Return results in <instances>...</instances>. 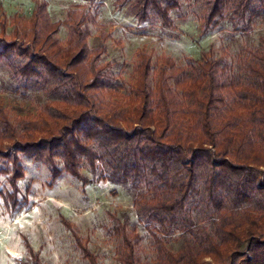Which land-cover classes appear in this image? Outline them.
<instances>
[{
	"label": "trees",
	"instance_id": "1",
	"mask_svg": "<svg viewBox=\"0 0 264 264\" xmlns=\"http://www.w3.org/2000/svg\"><path fill=\"white\" fill-rule=\"evenodd\" d=\"M121 1L140 22L176 29L180 0ZM199 1L204 33L227 20L264 18V0ZM8 19L2 11V33L14 28L7 34L13 40L0 39V62L20 81L51 84L59 98L19 124L0 106V174L13 189L6 206L19 204V154L46 165L54 181L67 172L90 183L81 170L86 162L100 179L134 190L157 252L154 264H264V36L258 48H246L242 73L233 74L212 49L187 65L166 55L154 63L139 51L131 84L108 89L106 47L89 46L86 11L73 9L53 22L48 4L37 1L30 16ZM62 26L69 31L66 46L57 37ZM62 222L83 258L98 264L72 224ZM126 227L127 220L114 227L120 264H146L139 233ZM173 238L182 240L178 251L168 246Z\"/></svg>",
	"mask_w": 264,
	"mask_h": 264
},
{
	"label": "rangeland",
	"instance_id": "2",
	"mask_svg": "<svg viewBox=\"0 0 264 264\" xmlns=\"http://www.w3.org/2000/svg\"><path fill=\"white\" fill-rule=\"evenodd\" d=\"M37 1L48 4L53 22L64 21L73 9L90 15L88 42L91 48L106 47L101 64L110 65L108 89L131 84L139 51L152 55L154 63L166 55L179 65H187L189 59L200 60L204 52L212 49L233 74L242 73L240 59L246 48H258L264 36L263 17L242 24L227 20L219 28L204 33L200 23L203 6L199 0H180L181 8L173 12L175 30L153 21L140 22L129 3L121 0H0V19L2 11L10 21L16 14L30 16ZM248 25L251 30L245 29ZM13 28L10 24L4 35L0 25V39L13 40L7 37ZM68 32L62 26L57 35L63 46L67 45ZM50 87L51 84L42 81L37 85L18 80L0 62V106L7 110L13 123L35 119L43 104L59 98L50 92ZM19 157L24 177L18 181L16 209L5 205L4 198L13 189L7 175L0 174V264H36L28 245L40 254L42 264H89L62 218L72 224V229L97 257L98 264H120L122 243L114 227L127 220L126 232H137L141 237L138 254L143 263H155L153 238L134 206L131 186L100 179L99 171L92 173L86 162L81 170L90 183L67 172L54 181L46 165L24 154ZM195 216L201 217L198 212ZM173 237L179 238V232ZM174 238L168 246L178 251L182 240Z\"/></svg>",
	"mask_w": 264,
	"mask_h": 264
}]
</instances>
